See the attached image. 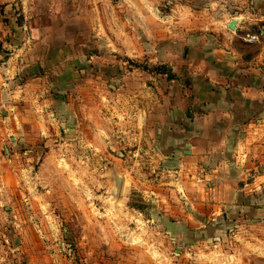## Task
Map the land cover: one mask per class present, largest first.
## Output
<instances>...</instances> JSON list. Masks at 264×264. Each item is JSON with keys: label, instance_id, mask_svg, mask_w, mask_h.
Instances as JSON below:
<instances>
[{"label": "rangeland", "instance_id": "374dc122", "mask_svg": "<svg viewBox=\"0 0 264 264\" xmlns=\"http://www.w3.org/2000/svg\"><path fill=\"white\" fill-rule=\"evenodd\" d=\"M54 1L65 41L41 44L54 68L37 75L56 81L50 100L69 96L78 128L49 125L25 142L14 129L2 140L0 244H23L6 264H264V251L229 239L233 231L212 243L163 226L160 189L175 175L144 125L168 113L158 102L162 35L150 27L183 0Z\"/></svg>", "mask_w": 264, "mask_h": 264}, {"label": "crops", "instance_id": "0c3cea01", "mask_svg": "<svg viewBox=\"0 0 264 264\" xmlns=\"http://www.w3.org/2000/svg\"><path fill=\"white\" fill-rule=\"evenodd\" d=\"M54 3L0 0V146L5 137L13 141L14 129L25 142L49 125L78 128L69 96L50 100L56 81L37 75L52 67L53 48L41 44L65 41L55 33L65 24ZM151 23V33L162 35L156 58L174 76L156 75L166 82L159 80L158 102L168 113L153 124L145 117L144 124L153 127L159 155L175 175L160 189L163 226L212 243L233 231L229 239L264 251V0H183L173 15ZM251 30L261 31L259 41L243 43ZM53 112L65 122L49 123ZM190 219L193 228L186 226ZM9 249L0 244V264Z\"/></svg>", "mask_w": 264, "mask_h": 264}, {"label": "built area", "instance_id": "2783aa9c", "mask_svg": "<svg viewBox=\"0 0 264 264\" xmlns=\"http://www.w3.org/2000/svg\"><path fill=\"white\" fill-rule=\"evenodd\" d=\"M241 39L244 43L254 44L259 41V35L255 33H246Z\"/></svg>", "mask_w": 264, "mask_h": 264}, {"label": "trees", "instance_id": "16d2710c", "mask_svg": "<svg viewBox=\"0 0 264 264\" xmlns=\"http://www.w3.org/2000/svg\"><path fill=\"white\" fill-rule=\"evenodd\" d=\"M253 32H255V34H258V35H260V33H261L260 30L259 31L258 30L257 31H253ZM156 72H158L159 74L166 75L168 80H171V79L174 78V76L171 73H169V71L163 66L158 67L156 69Z\"/></svg>", "mask_w": 264, "mask_h": 264}, {"label": "water", "instance_id": "95a60500", "mask_svg": "<svg viewBox=\"0 0 264 264\" xmlns=\"http://www.w3.org/2000/svg\"><path fill=\"white\" fill-rule=\"evenodd\" d=\"M236 21L232 20L230 24L228 25L229 30H235ZM188 147V146H187ZM119 183V179L117 180V184Z\"/></svg>", "mask_w": 264, "mask_h": 264}]
</instances>
